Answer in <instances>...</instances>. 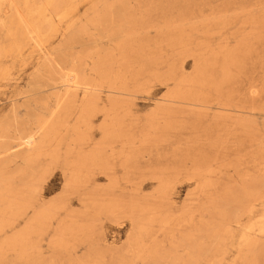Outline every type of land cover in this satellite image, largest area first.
<instances>
[{
  "label": "rangeland",
  "instance_id": "obj_1",
  "mask_svg": "<svg viewBox=\"0 0 264 264\" xmlns=\"http://www.w3.org/2000/svg\"><path fill=\"white\" fill-rule=\"evenodd\" d=\"M0 249L264 264V0H0Z\"/></svg>",
  "mask_w": 264,
  "mask_h": 264
},
{
  "label": "bare ground",
  "instance_id": "obj_2",
  "mask_svg": "<svg viewBox=\"0 0 264 264\" xmlns=\"http://www.w3.org/2000/svg\"><path fill=\"white\" fill-rule=\"evenodd\" d=\"M26 4V3H25ZM39 4V3H38ZM115 8V7H114ZM15 9V8H14ZM30 9V8H29ZM31 10V9H30ZM117 11V10H116ZM113 12H115L114 10H113ZM37 13V12H36ZM108 13V12H107ZM117 13V12H116ZM105 14H106V12H105ZM104 14V16L106 17V15ZM103 15V14H102ZM113 15V14H112ZM111 15V16H112ZM31 16V15H30ZM17 17V16H16ZM19 17V16H18ZM17 17V18H18ZM104 17V18H105ZM109 17H110V15H109ZM108 17V18H109ZM103 18V17H102ZM104 18H103V20H104ZM101 19V18H100ZM120 19V18H119ZM21 20V19H20ZM20 20H18V21H20ZM102 20V21H103ZM111 20H112V17H111ZM101 20L99 21L100 22V25H102L101 24V22H102ZM105 21V20H104ZM21 22V21H20ZM19 22V23H20ZM22 23V22H21ZM104 23V22H103ZM112 24V23H111ZM115 24V23H114ZM52 26V25H51ZM111 26V25H110ZM36 29V28H35ZM95 29V28H94ZM87 30V29H86ZM27 31V30H26ZM36 31H38V30H36ZM76 31V30H75ZM89 31V30H88ZM95 31H97V30H95ZM38 32H40V31H38ZM34 34H38L37 32H33ZM33 33H32V36H33ZM27 34H28V32H27ZM43 34V33H42ZM47 34V33H46ZM80 36V35H79ZM115 36V35H114ZM117 36V35H116ZM122 36V35H121ZM29 37H31V35L29 36ZM38 37V36H37ZM43 38V37H42ZM117 38V37H116ZM91 39V38H90ZM100 40V39H99ZM70 42H72V41H70ZM110 43V42H109ZM35 44V43H34ZM16 47V46H15ZM18 48V47H17ZM39 49V48H38ZM68 53V52H67ZM57 64V63H56ZM50 67H51V65H50ZM45 71V70H44ZM49 71V70H48ZM66 72V71H65ZM49 74H47V76L48 75H50V72H48ZM71 73V72H70ZM70 73H65L64 75H63V77H64V83H65V85H66V87H68V88H71V89H73L74 87H75V80L73 81V79H74V74L73 75H71ZM53 74H55V73H53ZM46 76V75H45ZM46 76V77H47ZM46 77H44V78H46ZM37 78H35V80H36ZM47 79V78H46ZM49 80H50V78H48ZM51 79L52 80H54V79H56V78H53V76H51ZM60 79V78H59ZM49 80H48V82L46 81V83H49ZM45 81V80H44ZM43 81V82H44ZM55 81V80H54ZM32 82V81H31ZM45 83V84H46ZM41 84V83H40ZM48 85V84H47ZM57 85V84H56ZM59 85V84H58ZM62 85H64V84H62ZM54 87V86H53ZM80 87V86H79ZM77 88V87H76ZM41 90V89H40ZM37 91V90H36ZM28 92V91H27ZM33 100V99H32ZM45 100V99H44ZM15 103V102H14ZM27 107V106H26ZM7 121H9V120H7ZM26 122V121H25ZM9 126V125H8ZM25 126V125H24ZM23 126V127H24ZM29 127V126H28ZM29 129V128H28ZM14 132V131H13ZM15 137V136H14ZM23 137V136H22ZM31 138H33V135L32 134H30V133H28V134H25V136L22 138V142H21V144H24V145H27V144H29L30 142H32V140H31ZM31 144V143H30ZM11 148V147H10ZM11 150V149H10ZM5 152V151H4ZM13 155V154H12ZM21 160V159H20ZM11 161H13V160H11ZM6 162V161H5ZM8 163V162H7ZM14 164V163H13ZM20 167V166H19ZM15 168V167H14ZM14 168H12L13 170H14ZM37 170V169H36ZM30 171V170H29ZM14 173V172H13ZM35 173V172H34ZM34 175V174H33ZM36 177V176H35ZM26 178V177H25ZM22 180V179H21ZM21 180H19V181H21ZM249 204V203H248ZM43 205V204H42ZM31 207H33V206H31ZM30 208V207H29ZM260 219V218H259ZM258 219V220H259ZM256 221H257V219H256ZM231 224V223H230ZM7 236V235H6ZM3 241V243H5L4 242V240H2ZM4 245V244H3ZM251 247V246H250ZM2 249V248H1ZM0 249V250H1ZM32 249V248H31ZM10 252V251H9ZM0 253H1V251H0ZM16 257V256H15ZM4 259H5V257H4ZM6 260V259H5ZM4 260V261H5ZM1 261H3V259L1 260ZM3 261V262H4ZM13 263V262H12ZM28 263V262H27ZM62 263V262H61ZM2 264V263H1ZM9 264V263H8Z\"/></svg>",
  "mask_w": 264,
  "mask_h": 264
}]
</instances>
